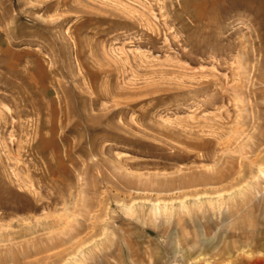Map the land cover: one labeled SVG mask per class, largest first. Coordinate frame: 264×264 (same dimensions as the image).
<instances>
[{
  "label": "rangeland",
  "instance_id": "374dc122",
  "mask_svg": "<svg viewBox=\"0 0 264 264\" xmlns=\"http://www.w3.org/2000/svg\"><path fill=\"white\" fill-rule=\"evenodd\" d=\"M0 264H264V0H0Z\"/></svg>",
  "mask_w": 264,
  "mask_h": 264
},
{
  "label": "bare ground",
  "instance_id": "6f19581e",
  "mask_svg": "<svg viewBox=\"0 0 264 264\" xmlns=\"http://www.w3.org/2000/svg\"><path fill=\"white\" fill-rule=\"evenodd\" d=\"M251 178H255V176L253 175ZM252 187L254 188L255 186L251 183V181L245 180V181H243L241 183H238L237 185L233 186V188H231V189H227V190H224V191L220 192L218 195L222 196V199H223L222 202H223L225 200V198H226L225 197L226 194H228L230 197L231 196H236V195L237 196L246 195V192L249 191ZM154 205L156 207H159L160 203L159 202H155Z\"/></svg>",
  "mask_w": 264,
  "mask_h": 264
}]
</instances>
